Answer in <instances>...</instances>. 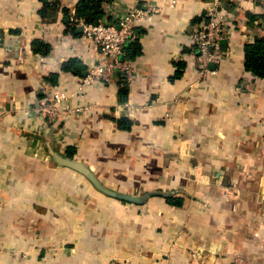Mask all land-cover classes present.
<instances>
[{
    "label": "crops",
    "instance_id": "0c3cea01",
    "mask_svg": "<svg viewBox=\"0 0 264 264\" xmlns=\"http://www.w3.org/2000/svg\"><path fill=\"white\" fill-rule=\"evenodd\" d=\"M48 1L46 14L44 0H0V264H264V77L246 70L244 51L264 35L261 10L107 0L109 23L136 4L156 11L129 51L135 80L115 70L112 82L83 85L98 46L66 22L76 0L67 16ZM212 4L230 38L204 72L191 48ZM73 59L81 74L64 68ZM54 91L70 94L72 110L52 125L34 110ZM67 147L116 190L183 203L104 194L56 164L51 148Z\"/></svg>",
    "mask_w": 264,
    "mask_h": 264
},
{
    "label": "built area",
    "instance_id": "2783aa9c",
    "mask_svg": "<svg viewBox=\"0 0 264 264\" xmlns=\"http://www.w3.org/2000/svg\"><path fill=\"white\" fill-rule=\"evenodd\" d=\"M70 0H55L57 6L62 10L64 6L69 5ZM252 3L262 12L260 22L264 24V0H246ZM176 0H171L174 5ZM156 8L141 4L134 5L130 12L125 15L119 23H109L104 19L96 22L87 21L84 17L75 14V10L70 15V21L76 27L82 29V35L94 42L99 49V61L90 66L82 83L83 85L101 80L105 83L112 82L111 72L121 70L127 75L130 81L136 77V68L132 58L128 56L127 47L139 38L138 27L140 23L153 15ZM207 17L196 23L193 31L192 55L196 58L204 72H209L208 64L217 61L223 50V42L230 38V19L228 15L222 12L219 4H212L207 9ZM83 85L80 87L79 94L74 91V97L84 95ZM70 94L65 91H54L51 97L43 98L40 104L35 108V112L48 123H58L62 118L64 102ZM73 111H82L81 107Z\"/></svg>",
    "mask_w": 264,
    "mask_h": 264
},
{
    "label": "trees",
    "instance_id": "16d2710c",
    "mask_svg": "<svg viewBox=\"0 0 264 264\" xmlns=\"http://www.w3.org/2000/svg\"><path fill=\"white\" fill-rule=\"evenodd\" d=\"M107 0H76V15L79 17H84L87 21L96 22L101 17L104 16V3ZM45 13L48 14L47 10L52 7L55 9L48 0H44ZM62 11L67 16L70 12L69 8L63 7ZM66 21V20H65ZM69 25L73 27V31L77 30L74 25H72L69 17L66 21ZM139 32V30H138ZM138 40V39H137ZM137 40L132 41L128 46V56L130 57L129 51L133 50L132 44L137 42ZM36 45H40V41L35 42ZM132 48V49H131ZM37 50V49H36ZM245 68L248 72L253 73L257 77H264V35L257 37L253 41H249L245 44ZM131 58V57H130ZM78 61L73 59L66 63L65 69L72 71L76 74H81L82 70L77 66ZM126 94V92H124ZM123 100H126L123 99ZM125 128H130V124L120 123ZM77 149L75 147H67L63 153L70 157H75ZM167 200L171 204L181 205L183 203L182 197L178 196H168Z\"/></svg>",
    "mask_w": 264,
    "mask_h": 264
},
{
    "label": "water",
    "instance_id": "95a60500",
    "mask_svg": "<svg viewBox=\"0 0 264 264\" xmlns=\"http://www.w3.org/2000/svg\"><path fill=\"white\" fill-rule=\"evenodd\" d=\"M226 47V43H223V48ZM51 153L54 157V161L56 164H58L61 167H68L71 169H74L84 175L90 182L101 192L104 194H107L111 197L133 202V203H144L148 197L151 195H162V196H169V193L162 192V191H153L149 192L144 195H138V194H129L125 192H121L119 190H116L110 186H108L106 183H104L101 178L97 175V173L94 171V169L87 164L86 162L79 160L74 157L67 156L59 151H56L51 148Z\"/></svg>",
    "mask_w": 264,
    "mask_h": 264
}]
</instances>
